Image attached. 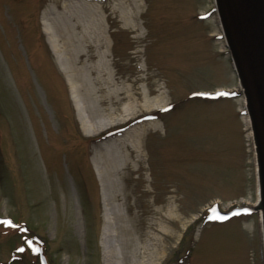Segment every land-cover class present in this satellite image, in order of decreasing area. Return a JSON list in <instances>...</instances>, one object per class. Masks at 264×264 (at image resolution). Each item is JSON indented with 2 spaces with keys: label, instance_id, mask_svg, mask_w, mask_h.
<instances>
[{
  "label": "rangeland",
  "instance_id": "1",
  "mask_svg": "<svg viewBox=\"0 0 264 264\" xmlns=\"http://www.w3.org/2000/svg\"><path fill=\"white\" fill-rule=\"evenodd\" d=\"M245 115L213 0H0V264H264Z\"/></svg>",
  "mask_w": 264,
  "mask_h": 264
},
{
  "label": "water",
  "instance_id": "2",
  "mask_svg": "<svg viewBox=\"0 0 264 264\" xmlns=\"http://www.w3.org/2000/svg\"><path fill=\"white\" fill-rule=\"evenodd\" d=\"M216 10L243 82L264 190V0H216Z\"/></svg>",
  "mask_w": 264,
  "mask_h": 264
},
{
  "label": "bare ground",
  "instance_id": "3",
  "mask_svg": "<svg viewBox=\"0 0 264 264\" xmlns=\"http://www.w3.org/2000/svg\"><path fill=\"white\" fill-rule=\"evenodd\" d=\"M82 4H80V6L83 8V12H85L86 16H90L92 11L90 8H92L89 3L87 2H81ZM214 6L216 7V0H213ZM216 15H217V20L219 23V27H220V32L221 35L223 37V43L224 46H226L227 44V38L226 35L224 33L223 27H222V22L220 20V16L218 14V11L216 10ZM70 21V19L68 20ZM89 25H82V33H85L84 36L88 33L89 30ZM72 29H75V27L73 26ZM49 46L51 48L52 51H54V47L52 46V44L49 43ZM230 57L232 60V66L235 72V75L237 77V82H238V87L240 88V90L243 93V100H244V109H245V123L247 124L248 128H249V136L251 138L252 141V150H253V156H254V161H255V174H256V207L258 209L259 212V219H260V224H261V235H262V244H263V248H264V190H263V183H262V178H261V172H260V166H259V159H258V154H257V147H256V142H255V137H254V131H253V127H252V121L250 118V114H249V110H248V104L244 95V87H243V82L241 79V76L238 74L237 68H236V64H235V60L234 57L232 55V53L230 52ZM91 84L89 85V93L90 95H94L95 93V87L93 85L92 82H90ZM100 89V88H99ZM98 89V90H99ZM126 98H128L129 100V105L131 106V110H127V108H123V115H129L130 113H133L135 110V102L132 99L131 95L127 92L126 93ZM98 99V98H97ZM150 105L149 101H147L144 105V107H148ZM75 108L77 109L78 106L75 104L74 105ZM108 117H111V115L109 114ZM108 126V124H101L97 129L101 130L104 129ZM140 138V135H139ZM132 148V147H131ZM129 148L128 146H123L124 151H128V152H133V150L136 152V157L137 160H140V147L137 145L133 146V150ZM163 219V218H161Z\"/></svg>",
  "mask_w": 264,
  "mask_h": 264
},
{
  "label": "snow or ice",
  "instance_id": "4",
  "mask_svg": "<svg viewBox=\"0 0 264 264\" xmlns=\"http://www.w3.org/2000/svg\"><path fill=\"white\" fill-rule=\"evenodd\" d=\"M217 218H219V219H226V217H217ZM10 223V222H9Z\"/></svg>",
  "mask_w": 264,
  "mask_h": 264
}]
</instances>
